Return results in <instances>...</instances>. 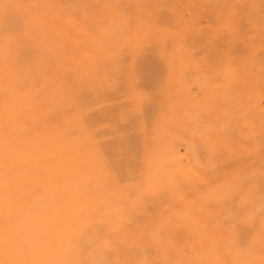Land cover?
<instances>
[{
    "label": "rangeland",
    "instance_id": "374dc122",
    "mask_svg": "<svg viewBox=\"0 0 264 264\" xmlns=\"http://www.w3.org/2000/svg\"><path fill=\"white\" fill-rule=\"evenodd\" d=\"M0 90L16 219L40 232L70 183L91 198L65 264H264V0H0ZM28 245L0 264H58Z\"/></svg>",
    "mask_w": 264,
    "mask_h": 264
},
{
    "label": "bare ground",
    "instance_id": "6f19581e",
    "mask_svg": "<svg viewBox=\"0 0 264 264\" xmlns=\"http://www.w3.org/2000/svg\"><path fill=\"white\" fill-rule=\"evenodd\" d=\"M128 11V10H127ZM39 13V12H38ZM244 19V18H243ZM24 26V25H23ZM32 31V30H31ZM34 37V36H33ZM23 40V39H22ZM102 41V40H101ZM99 43V42H98ZM125 43V41H124ZM92 44V43H91ZM103 45V44H102ZM105 45V44H104ZM110 45V44H109ZM111 46V45H110ZM74 48V47H73ZM91 53V52H90ZM114 53V52H113ZM57 58V57H56ZM112 59V58H111ZM40 62V61H39ZM122 64V63H121ZM84 67V66H83ZM55 68V67H54ZM115 68V67H114ZM63 69V68H61ZM36 71V70H35ZM95 71V70H94ZM50 74V73H49ZM8 76V75H7ZM65 77V76H64ZM79 77V76H78ZM3 78V77H2ZM131 80V79H130ZM30 81V80H29ZM56 81V80H55ZM85 81V80H84ZM38 82V81H36ZM64 82V81H62ZM37 86V85H36ZM79 87V86H78ZM38 88V87H37ZM40 88V87H39ZM101 88V87H100ZM1 91V90H0ZM34 91V90H33ZM39 91V90H38ZM97 91V90H96ZM74 92V91H73ZM109 92V91H108ZM31 96V95H30ZM77 98V97H76ZM0 102H3V101H0ZM42 102V101H41ZM51 102V101H50ZM78 102V101H77ZM2 103H0V106H1ZM72 104V103H71ZM4 106V105H2ZM1 106V108H2ZM7 106V104H6ZM55 106V105H54ZM9 107V106H8ZM18 107V106H17ZM52 107V106H51ZM13 108V107H12ZM10 107V110L12 109ZM28 108V107H27ZM15 109V108H14ZM12 109V110H14ZM36 109V108H35ZM56 109V108H55ZM164 109V108H163ZM3 110V109H1ZM20 110V109H19ZM13 112V111H12ZM37 112V111H36ZM15 113V111L13 112V114ZM18 113H21V112H18ZM44 113V112H43ZM1 114V113H0ZM16 114V113H15ZM3 116V115H2ZM23 116V115H22ZM9 117V116H8ZM24 117V116H23ZM28 119V118H26ZM17 120V119H16ZM21 120V118H20ZM1 121V120H0ZM18 121V120H17ZM63 121V120H62ZM1 122H4V118ZM0 122V123H1ZM46 121H44L45 123ZM154 122V121H153ZM12 123V122H10ZM2 124V123H1ZM23 125H25L23 123ZM47 125V124H46ZM11 126V125H10ZM17 126V125H15ZM12 127V126H11ZM22 127V126H20ZM24 127V126H23ZM2 129L6 130L5 128L1 127ZM182 128V127H181ZM1 129V130H2ZM14 129V128H13ZM17 129V128H15ZM25 129V128H24ZM35 129V128H34ZM3 130V131H4ZM22 131V130H21ZM15 132V131H14ZM65 133V132H64ZM4 135L6 133H3ZM8 134V133H7ZM11 134V133H9ZM15 134V133H14ZM2 135V134H0ZM12 135V134H11ZM40 135V134H39ZM58 136V135H57ZM44 138V137H43ZM58 138V137H57ZM63 138V137H62ZM76 138V137H75ZM36 140V139H35ZM46 141V140H45ZM57 141V140H56ZM31 142V141H30ZM92 142V141H91ZM47 143V142H46ZM69 144V143H68ZM39 145V144H38ZM226 145V144H225ZM30 146V145H29ZM28 146V147H29ZM33 146V145H31ZM223 146V145H222ZM234 147V146H233ZM6 147L2 148L1 150L5 149ZM8 148V147H7ZM16 148V147H15ZM35 148V147H34ZM54 148V147H53ZM52 148V149H53ZM62 148V146L60 147ZM7 150V149H6ZM24 150V149H23ZM22 150V151H23ZM21 151V150H20ZM35 151V150H34ZM182 151V150H181ZM3 152V151H2ZM8 152V151H7ZM44 152V151H43ZM210 152V151H209ZM24 153L27 154V151ZM72 153V152H71ZM19 154V153H18ZM74 154V153H73ZM183 154V153H182ZM242 154V153H241ZM1 155V153H0ZM6 155H9V154H6ZM62 155V154H61ZM5 156V155H4ZM20 156V154L18 155ZM2 157V155L0 156V158ZM8 157V156H7ZM13 157V156H11ZM37 157V156H35ZM43 157V156H42ZM10 158V157H9ZM18 158V157H17ZM6 159V158H5ZM8 159V158H7ZM19 159V158H18ZM15 158V160H18ZM25 159V158H24ZM23 159V160H24ZM28 159V158H27ZM26 159L27 163H28V160ZM225 159V158H224ZM233 159V158H232ZM22 160V159H21ZM20 160V161H21ZM2 161V160H1ZM8 161V160H7ZM29 161H30V158H29ZM36 161V159H35ZM40 161V160H39ZM38 161V162H39ZM18 162V161H17ZM37 162V161H36ZM224 162V161H223ZM24 163L21 162V164ZM26 163V164H27ZM33 163V162H32ZM228 163V162H227ZM39 164V163H37ZM36 164V166H38ZM27 165H30L29 163ZM73 165V164H71ZM222 165V164H221ZM68 166H70L68 164ZM219 166V165H218ZM26 168V166H24ZM23 167V168H24ZM77 167V166H76ZM0 168L2 169V174H0V202H3L5 201L6 202V208H5V212L6 214H8V216L10 218H12V227L10 228V226L7 224L5 225L7 222L6 221H3L5 222V224H0V242L3 243V242H6L4 244H0V251L2 249H5V248H8V247H12V246H17L18 248V258L23 260L24 263L26 262L27 258H28V250H27V247L30 246L28 245V241H32L34 240V244H39L40 245V248L44 249L45 247H50L51 249L54 248L55 249V260L54 261H57L58 264H65V263H68L70 262L71 260L74 259V257H79L77 254L78 251L83 248L86 243H88V241L92 240L95 236H97V233H95L93 231V226L90 225V215L89 213L87 212L88 211V207H89V203H91L89 200L90 199H87V195L84 191V185L83 182H80L79 184L78 183H73L69 185V191L70 192V196L66 197L64 199H58L56 197H52V196H49L48 198L51 200H47V206H46V211L47 213L45 214V216H41L40 217V232H37L39 233L38 236L36 235L37 233L35 231H33V233H30L29 231V227H31V223L29 224V227H27L26 223L23 222V223H20L16 217H15V211H16V207L20 204V202H18V200H15L13 197V189H12V186L14 185L13 183H17L18 186L20 185V183L22 182L21 179H14L15 175L17 174L15 172L14 173H11V170H12V166L10 164H5V165H2L0 166ZM23 168L21 170H23ZM30 168V167H29ZM61 168V167H59ZM4 169L6 172H4ZM39 168H37L38 170ZM76 169V168H75ZM14 170H15V167H14ZM20 170V171H21ZM29 170V169H28ZM61 170V169H60ZM70 170V169H69ZM80 170V169H78ZM225 170V169H224ZM63 171V169H62ZM68 171V170H67ZM38 172L41 173V171L38 170ZM64 172V171H63ZM71 172V171H70ZM20 173V172H19ZM25 173V172H24ZM65 173V172H64ZM66 175L65 176H70V175H67L68 173H65ZM70 174V173H69ZM21 175V173L19 174V176ZM23 175V174H22ZM28 175V173H27ZM35 176L36 178V174H32V176ZM72 176V175H71ZM23 177V176H22ZM21 177V178H22ZM66 178V177H65ZM26 179V178H25ZM31 179H34L33 177ZM68 179H70L68 177ZM207 180V179H206ZM40 180H34V181H31L30 183H28L27 187H26V191L29 190L30 193H34V192H38V194L42 195V193L46 194L48 189H46V192L43 190V186L41 183H39ZM72 181V180H71ZM27 182V181H26ZM34 182H38L39 185L41 184L40 187H38L39 185H35ZM79 182V180H78ZM264 182V181H263ZM82 183V184H81ZM97 183V182H96ZM244 183V182H243ZM13 184V185H11ZM16 187V186H15ZM259 187V186H258ZM256 189V188H255ZM35 190V191H34ZM194 190V189H193ZM4 192L5 196H2L1 195V192ZM24 190V193L26 192ZM33 191V192H31ZM50 195H52L53 193L52 192H49ZM104 194H107V193H104ZM16 195V194H15ZM109 197V196H108ZM104 198V197H103ZM111 198V197H109ZM248 200V199H247ZM117 202V200H116ZM196 202V201H195ZM232 202V201H231ZM237 202V201H236ZM114 203V202H113ZM112 201H111V204L113 205ZM193 203V202H192ZM239 203V202H238ZM250 203V202H249ZM257 203V202H256ZM116 204V203H115ZM264 204V203H263ZM111 205V206H112ZM249 205V204H248ZM21 206V205H19ZM234 207V206H233ZM242 207V206H241ZM248 207V206H247ZM255 207V206H254ZM244 208V207H243ZM250 208V207H248ZM3 210V209H2ZM2 210L0 208V215H2ZM42 211V210H41ZM40 211V212H41ZM254 211V210H253ZM39 211H37V213H40ZM245 212V211H244ZM257 212V211H256ZM42 214V213H41ZM239 215V214H238ZM252 216V215H251ZM259 216V215H258ZM120 217V216H119ZM188 217V216H187ZM1 218V217H0ZM28 218V217H27ZM109 218V217H108ZM241 218V216H240ZM29 219V218H28ZM114 219V218H112ZM120 219V218H119ZM30 220V219H29ZM28 220V221H29ZM236 220V219H235ZM27 221V222H28ZM108 223L109 221L106 220ZM111 221V219H110ZM210 221V220H209ZM112 222V221H111ZM35 223V222H34ZM255 223V222H254ZM36 224V223H35ZM104 224V223H103ZM115 225V223H113ZM112 224V226H113ZM153 224V223H152ZM4 225V226H3ZM105 225V224H104ZM107 225V224H106ZM103 226V225H102ZM111 226V227H112ZM179 226V225H178ZM108 227V225H107ZM106 227V228H107ZM111 227L109 229H111ZM100 228H103V227H100ZM121 228H124V227H121ZM148 228V227H147ZM104 229V228H103ZM118 229V228H117ZM120 229V228H119ZM126 228L122 229L123 230V234L122 236L124 235V232L127 230H125ZM134 229V228H133ZM106 230V229H105ZM121 230V231H122ZM125 230V231H124ZM169 230V229H168ZM197 230V229H196ZM118 231V230H117ZM107 232V230H106ZM109 232V231H108ZM114 232V231H113ZM195 232V231H194ZM240 232V231H239ZM114 233H118V232H114ZM120 233V231H119ZM118 233L119 237L121 236L120 234ZM126 233V232H125ZM163 233V232H162ZM106 234V233H105ZM111 234V233H110ZM129 234V233H128ZM143 234V233H142ZM198 234V233H197ZM217 234V233H216ZM13 235V237H12ZM109 235V234H108ZM116 235V234H115ZM224 235V234H223ZM117 236V235H116ZM107 237V236H105ZM104 237V238H105ZM109 237V236H108ZM107 237V238H108ZM228 237V236H227ZM106 238V239H107ZM196 238V237H195ZM210 238V237H209ZM102 239V238H101ZM123 239V238H122ZM130 240V239H129ZM112 241V240H111ZM119 241H123V240H119ZM127 241V240H126ZM208 241V240H207ZM211 241V240H209ZM234 241V240H233ZM13 242L15 243V245L13 244ZM93 242V241H92ZM107 242V241H106ZM105 242V244H106ZM166 242V241H165ZM218 242V241H217ZM99 245H101L102 242H98ZM128 243V242H127ZM119 244V243H118ZM117 244V245H118ZM122 244V242H121ZM125 244V243H123ZM134 244V242H133ZM137 244V243H136ZM227 244V243H226ZM98 245V244H97ZM116 245V244H115ZM116 245V246H117ZM126 245V244H125ZM128 245V244H127ZM126 245V246H127ZM102 246V245H101ZM120 246V245H119ZM125 246V247H126ZM139 246V245H138ZM33 247V246H32ZM36 247V246H35ZM37 248V247H36ZM123 248V247H122ZM122 248L120 251H122ZM128 249H130L128 246H127ZM243 248V247H242ZM263 248V247H261ZM31 249V248H29ZM33 249V248H32ZM53 249V250H54ZM115 249V248H114ZM113 249V251H114ZM119 249V248H118ZM125 249V248H124ZM11 250V249H10ZM37 250V249H36ZM95 250V249H94ZM127 250V249H126ZM125 250V251H126ZM132 250V249H131ZM164 250V249H163ZM167 250V249H166ZM225 250V249H224ZM12 251V250H11ZM112 251V252H113ZM116 251V249H115ZM34 252V251H32ZM49 252V251H48ZM111 252V251H110ZM130 252V251H129ZM128 252V253H129ZM42 253V252H41ZM80 253V252H79ZM123 253V252H122ZM133 253V252H132ZM132 253H130L132 255ZM135 253V251H134ZM133 253V254H134ZM222 253V252H221ZM5 254V252H4ZM46 254V253H45ZM48 254V253H47ZM148 254V253H147ZM3 255V253H2ZM2 255L0 254L1 258L0 259H11L13 257V255H11L10 253L8 254H5L3 257ZM88 255V254H87ZM115 255H118V254H115ZM149 255V254H148ZM169 255V254H168ZM112 256H113V253H112ZM126 256V254L124 255ZM138 255H136L135 257H137ZM195 256V255H194ZM87 257V256H86ZM129 257V256H128ZM111 258V257H110ZM80 258H78L79 260ZM82 259V258H81ZM84 259V258H83ZM109 259V257H108ZM115 259V258H114ZM121 259V257H120ZM154 259V258H153ZM163 259V258H162ZM15 260V259H14ZM110 260V259H109ZM116 260V259H115ZM130 260V259H129ZM134 260V258H133ZM164 260V259H163ZM12 261V260H10ZM80 261V260H79ZM112 261L114 262V260L112 259ZM121 261L123 260H120V263ZM125 261V260H124ZM3 262V260H2ZM7 262V261H5ZM82 262V261H81ZM103 262V261H102ZM112 262V263H113ZM72 263V262H71ZM110 263V262H109ZM115 263V262H114ZM119 263V264H120ZM205 263V262H204ZM4 264V263H2ZM6 264V263H5ZM78 264H81V263H78ZM100 264V263H99ZM117 264V263H115Z\"/></svg>",
    "mask_w": 264,
    "mask_h": 264
}]
</instances>
